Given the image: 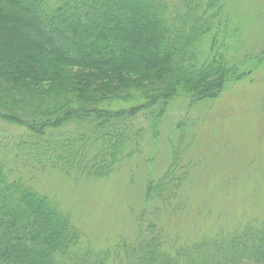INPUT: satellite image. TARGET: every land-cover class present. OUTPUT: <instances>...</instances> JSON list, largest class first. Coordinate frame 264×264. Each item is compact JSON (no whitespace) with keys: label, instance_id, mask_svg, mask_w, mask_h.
Returning <instances> with one entry per match:
<instances>
[{"label":"trees","instance_id":"1","mask_svg":"<svg viewBox=\"0 0 264 264\" xmlns=\"http://www.w3.org/2000/svg\"><path fill=\"white\" fill-rule=\"evenodd\" d=\"M225 5L0 0V121L19 129L0 135L9 141L0 140V264H264V223L201 236L170 229L189 208L194 164L182 159L193 125L175 121L172 137L160 139L180 97L186 108L216 100L236 74L223 53L205 54L199 43ZM68 69L92 81L42 87ZM164 151L172 156L164 172L141 180L135 236L95 255L84 250L90 236L74 207L82 187L145 170ZM42 174L63 180L44 184Z\"/></svg>","mask_w":264,"mask_h":264},{"label":"rangeland","instance_id":"2","mask_svg":"<svg viewBox=\"0 0 264 264\" xmlns=\"http://www.w3.org/2000/svg\"><path fill=\"white\" fill-rule=\"evenodd\" d=\"M223 1L226 5L213 26L215 31L199 43L205 54L223 53L236 74L216 100L186 108L188 101L180 97L184 102L176 101L160 139L162 143L166 137H172V133L165 134L175 121L185 119L193 125L192 128L186 125L191 144L187 157L182 159L184 165L186 158L192 157L193 161H189L194 164L192 178L186 186L189 208L170 223V229L178 228L182 236L215 233L214 228L220 225L233 230L243 224L264 223V0ZM225 20L226 25H222ZM214 36H218V43H212ZM91 81L79 70L68 69L42 87L55 84L71 87ZM172 129L176 131L175 127ZM17 132L19 129L0 121V135ZM5 145L0 142V147ZM158 150L164 148L154 151ZM170 158L169 152L164 151L148 166V171L143 165L135 168L136 172L127 169L82 187L74 199L77 204H72L83 210L84 227L90 236L84 250L95 255L117 244L122 234L130 239L135 236L131 218L141 203L138 193L141 180L145 172L150 177L163 173L167 166L164 162ZM41 176L44 184L46 179L63 180L58 174L53 178L47 174ZM58 195L62 198L63 193L58 191ZM190 218H195L192 226Z\"/></svg>","mask_w":264,"mask_h":264}]
</instances>
